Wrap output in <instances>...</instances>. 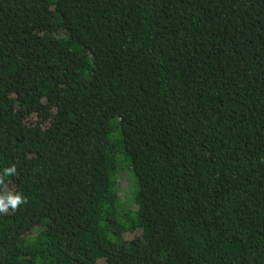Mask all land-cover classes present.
I'll return each mask as SVG.
<instances>
[{
    "label": "trees",
    "instance_id": "obj_1",
    "mask_svg": "<svg viewBox=\"0 0 264 264\" xmlns=\"http://www.w3.org/2000/svg\"><path fill=\"white\" fill-rule=\"evenodd\" d=\"M12 166L0 264H264V0H0Z\"/></svg>",
    "mask_w": 264,
    "mask_h": 264
},
{
    "label": "clouds",
    "instance_id": "obj_2",
    "mask_svg": "<svg viewBox=\"0 0 264 264\" xmlns=\"http://www.w3.org/2000/svg\"><path fill=\"white\" fill-rule=\"evenodd\" d=\"M16 172L15 166L4 169L3 175H0V214H7L10 210L16 211L19 206L27 203L26 197H23L19 193L9 191L4 182V177L14 175Z\"/></svg>",
    "mask_w": 264,
    "mask_h": 264
}]
</instances>
